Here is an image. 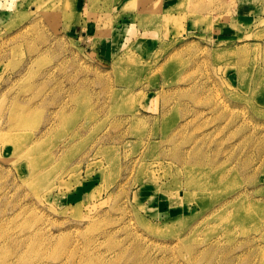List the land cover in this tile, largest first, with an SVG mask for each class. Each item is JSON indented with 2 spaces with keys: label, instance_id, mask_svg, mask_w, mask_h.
Instances as JSON below:
<instances>
[{
  "label": "rangeland",
  "instance_id": "1",
  "mask_svg": "<svg viewBox=\"0 0 264 264\" xmlns=\"http://www.w3.org/2000/svg\"><path fill=\"white\" fill-rule=\"evenodd\" d=\"M169 3L0 0V264H264V0Z\"/></svg>",
  "mask_w": 264,
  "mask_h": 264
},
{
  "label": "bare ground",
  "instance_id": "2",
  "mask_svg": "<svg viewBox=\"0 0 264 264\" xmlns=\"http://www.w3.org/2000/svg\"><path fill=\"white\" fill-rule=\"evenodd\" d=\"M230 203V201H227L226 203H225V205H227V204H229Z\"/></svg>",
  "mask_w": 264,
  "mask_h": 264
},
{
  "label": "crops",
  "instance_id": "3",
  "mask_svg": "<svg viewBox=\"0 0 264 264\" xmlns=\"http://www.w3.org/2000/svg\"><path fill=\"white\" fill-rule=\"evenodd\" d=\"M169 2H170V0H167V6H168V4H170Z\"/></svg>",
  "mask_w": 264,
  "mask_h": 264
}]
</instances>
